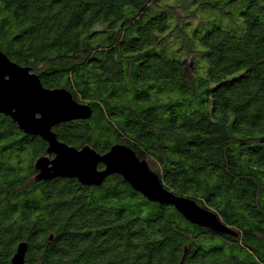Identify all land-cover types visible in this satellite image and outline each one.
<instances>
[{
    "label": "trees",
    "instance_id": "16d2710c",
    "mask_svg": "<svg viewBox=\"0 0 264 264\" xmlns=\"http://www.w3.org/2000/svg\"><path fill=\"white\" fill-rule=\"evenodd\" d=\"M0 51L91 111L60 143L131 149L227 231L118 175L37 180L47 144L0 115V264H264V0H0Z\"/></svg>",
    "mask_w": 264,
    "mask_h": 264
},
{
    "label": "water",
    "instance_id": "95a60500",
    "mask_svg": "<svg viewBox=\"0 0 264 264\" xmlns=\"http://www.w3.org/2000/svg\"><path fill=\"white\" fill-rule=\"evenodd\" d=\"M0 114L9 117L25 135L39 137L47 144V156L53 158L46 156L35 162L37 180L76 179L83 186L99 187L107 177L118 175L148 201L174 207L191 224L227 233L213 214L167 192L147 163L140 161L131 149L114 145L100 156L87 146L78 150L60 143L52 129L87 120L91 111L63 89L43 88L29 68L13 63L1 51ZM99 164L102 170H98ZM25 252L26 244H19L11 264H24Z\"/></svg>",
    "mask_w": 264,
    "mask_h": 264
},
{
    "label": "rangeland",
    "instance_id": "374dc122",
    "mask_svg": "<svg viewBox=\"0 0 264 264\" xmlns=\"http://www.w3.org/2000/svg\"><path fill=\"white\" fill-rule=\"evenodd\" d=\"M217 23H219V21H217ZM221 25H222V28L226 29V22H222ZM185 72H186L187 75H191L192 74V70H191V66H190L189 62L186 65V71Z\"/></svg>",
    "mask_w": 264,
    "mask_h": 264
},
{
    "label": "flooded vegetation",
    "instance_id": "af4514ba",
    "mask_svg": "<svg viewBox=\"0 0 264 264\" xmlns=\"http://www.w3.org/2000/svg\"><path fill=\"white\" fill-rule=\"evenodd\" d=\"M1 115V114H0ZM9 118V117H8ZM18 128V127H17ZM20 131V130H19ZM23 133V132H22ZM24 134V133H23ZM25 135V134H24ZM27 136V135H26ZM39 138V137H38ZM49 159H52L53 156H47Z\"/></svg>",
    "mask_w": 264,
    "mask_h": 264
}]
</instances>
